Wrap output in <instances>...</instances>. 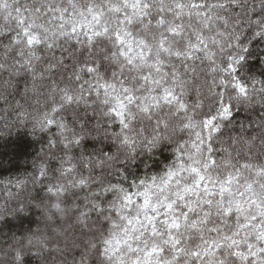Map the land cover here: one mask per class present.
<instances>
[{"label":"snow or ice","instance_id":"1","mask_svg":"<svg viewBox=\"0 0 264 264\" xmlns=\"http://www.w3.org/2000/svg\"><path fill=\"white\" fill-rule=\"evenodd\" d=\"M0 264H264V0H0Z\"/></svg>","mask_w":264,"mask_h":264}]
</instances>
